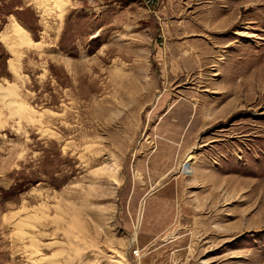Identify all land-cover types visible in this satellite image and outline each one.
<instances>
[{"label": "rangeland", "instance_id": "1", "mask_svg": "<svg viewBox=\"0 0 264 264\" xmlns=\"http://www.w3.org/2000/svg\"><path fill=\"white\" fill-rule=\"evenodd\" d=\"M0 86V264H264V0H0Z\"/></svg>", "mask_w": 264, "mask_h": 264}, {"label": "bare ground", "instance_id": "2", "mask_svg": "<svg viewBox=\"0 0 264 264\" xmlns=\"http://www.w3.org/2000/svg\"><path fill=\"white\" fill-rule=\"evenodd\" d=\"M55 2L58 3V1L60 0H54ZM49 2V1H46V3ZM65 4V3H64ZM63 4V5H64ZM44 5V4H43ZM63 5H61V8L59 9L60 12H59V16L62 15V11H63ZM52 7V6H51ZM47 9V8H46ZM64 12V11H63ZM55 13V12H54ZM48 14V13H47ZM11 35H13V45H9V49L11 51V53L15 54L18 56V58L21 56L19 54V52H17V50L14 48L16 45H20L22 46L23 44L27 47H30V46H33V45H36V46H39L35 43H32L31 41V38L29 37V34L27 33V31L22 27L20 26L18 23L16 22H13L12 25H11ZM9 35H5V38H7ZM13 89V88H12ZM12 89L10 88H3L2 86H0V101L2 102V104H6L8 107V109L10 110L9 114H18L19 115H23L25 117H32V109L29 108V106H27L21 99H18L16 96H15V93ZM5 90V91H3ZM17 95V94H16ZM7 96L10 97V99H8V101L6 100L7 99ZM7 101V102H6ZM1 104V105H2ZM0 105V106H1ZM5 108V107H3ZM2 113V112H1ZM0 113V114H1ZM17 116V115H16ZM20 212V211H19ZM29 217H31V215L29 213H18L16 216H14V218H12V220L8 221L9 223H14V224H20L19 226H22L21 224H24L26 222V219H27V222L29 220ZM8 220V219H7ZM72 222V221H71ZM16 225H14L15 227ZM68 231H71V230H68ZM80 231H82V229H80ZM24 232V231H23ZM73 232V231H72ZM27 233V232H26ZM68 233V232H67ZM19 235V234H18ZM28 235H30L28 233ZM20 237V236H19ZM21 237H25V235L21 236ZM29 238V236H28ZM34 247L32 249H30V253L27 255L28 257V261L30 264H44V256H40L38 255V252H39V248H38V245L36 243L33 244ZM32 245V246H33ZM31 246V247H32ZM38 248V249H37ZM77 250V249H76ZM77 255L80 256L81 253H79V251L77 252ZM122 257V256H121ZM104 260V259H103Z\"/></svg>", "mask_w": 264, "mask_h": 264}, {"label": "built area", "instance_id": "3", "mask_svg": "<svg viewBox=\"0 0 264 264\" xmlns=\"http://www.w3.org/2000/svg\"><path fill=\"white\" fill-rule=\"evenodd\" d=\"M146 3H150L152 4L154 2V0H144Z\"/></svg>", "mask_w": 264, "mask_h": 264}]
</instances>
